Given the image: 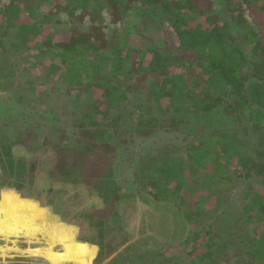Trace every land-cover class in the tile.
Wrapping results in <instances>:
<instances>
[{
	"label": "trees",
	"instance_id": "1",
	"mask_svg": "<svg viewBox=\"0 0 264 264\" xmlns=\"http://www.w3.org/2000/svg\"><path fill=\"white\" fill-rule=\"evenodd\" d=\"M92 1L8 0L0 10L6 24L0 38L12 47L24 44L26 54L34 51V66L49 80L78 84L94 98L88 107L77 102L72 135H49L57 149L59 140H67L68 154H52V166L44 169L51 184L46 194L69 193L70 187L80 190L70 201L93 197L77 204L81 209L68 222L79 226L81 242L99 247L98 258L113 255L108 264H178L162 253L183 244L184 254L217 264L216 254L231 246L223 229L240 223L243 238L250 222L258 225L249 227L256 230L240 247L243 260L237 263L264 264V33L246 18L249 13L264 24V0ZM77 9L90 22L63 28L58 15L73 22ZM102 9L109 17L106 32ZM40 11L46 20L36 19ZM158 15L167 17L170 30L159 27ZM7 59L0 56V66ZM57 59L59 70L52 68ZM10 71L11 65L0 77ZM122 123L139 137L175 135L183 142L180 148L162 145L140 161L129 192L114 178L110 144ZM11 130L0 128V189L25 196L21 177L11 180L23 160L14 158L12 148L21 141L35 145L30 136L36 131ZM74 152L79 158H72ZM251 177L255 182L243 186L242 204L233 200L240 218L222 219L219 208ZM18 197L5 193L1 201L23 205ZM136 202L151 211L153 230L146 223L137 224L136 234L127 230Z\"/></svg>",
	"mask_w": 264,
	"mask_h": 264
},
{
	"label": "rangeland",
	"instance_id": "2",
	"mask_svg": "<svg viewBox=\"0 0 264 264\" xmlns=\"http://www.w3.org/2000/svg\"><path fill=\"white\" fill-rule=\"evenodd\" d=\"M92 2L93 5H98L96 0ZM100 2H103V0H100ZM7 3L8 0H0V10H4ZM216 7L218 6L216 5ZM157 12L159 11L157 10ZM44 15L45 12L40 11L36 15V19L43 18ZM226 15L227 14H225V16ZM58 16H60L62 21V27L67 30L71 28L73 23L81 24L82 20L86 21L85 24L90 22L89 17L80 9L75 11L74 16L76 17V20L73 22L71 19L69 20L66 14L62 13ZM158 16L159 27L164 30H170V23L168 22L167 17L164 15ZM222 16L224 17L223 14ZM246 16L247 20L252 25L256 26V29L259 28L260 31L264 33V24L260 23L258 25L253 22L252 16L251 14L249 15V13ZM46 18L47 17L45 16L44 19L46 20ZM101 18L104 20V28L106 32L108 24L107 20L109 17L105 9H102ZM198 19H200V16L197 17V22H202V20L199 21ZM82 25H84V23H82ZM5 28L6 24L4 23V19L0 18V30ZM150 40L151 39H149V41ZM145 41L149 42L148 39ZM154 41H157V39ZM24 47V44H21L19 48L12 47L10 40L0 38V56L8 58L6 64L0 66V74L3 71L8 72L10 65L13 69V73L10 71L6 76L0 77V128L12 129L11 131L14 129L24 130L32 128L36 133L31 131L33 135L30 136V139L35 145H30L31 142L26 144L21 141V144L13 146L12 153L14 158H23V160H18L19 162H17V167L15 166L11 180H13L14 174L19 175L21 177L20 180L24 182V184H27L28 188L21 190L25 196L12 188L0 189V204L19 207L17 201H1V198L5 193L17 195L19 196L18 198L24 202L23 205L28 206L31 217L29 218L30 222L27 223L29 224L28 228L24 224L23 226L25 228L19 226L20 229H23L20 231V234H11L10 239L15 241V243L5 241L2 239L3 237L0 236V245L7 244L10 247L15 245L21 250H26L30 247L34 248L37 247V245L32 244V242L42 239L45 240V238L47 239L49 236V230L56 235L58 239L59 237L65 239L62 234H67L69 239L81 242L79 240V226L76 224H70L68 221L76 212L80 211V205L76 206L77 204H80V202L88 204L94 200L93 197L89 198L86 197L85 194H81L84 196L83 198H74L70 201L68 200L69 195L75 194V192H77V194L80 193L79 189L72 190L70 187H68L69 193L63 194L61 192L58 195L48 196L46 190L51 184L49 183L50 181L48 180L44 169L47 170L52 166V154H58L61 158H64V156H67L66 154H68L67 140H59V146L57 149L53 145L52 140L50 141L51 136L49 135H60V131L72 135L71 133H74L76 128L74 126L77 124L73 121L75 116L78 117L76 110V106H78L77 102H81L83 107H88L92 104L94 98L91 93L86 91L83 92V89H81V86L78 84L69 87L57 79L49 80L42 70L40 71L34 66L37 61L34 51L33 53L26 54V49ZM45 60H41V66H44L46 63ZM56 62L58 65H52V68L54 67L56 70L61 69V66H59L61 61L57 59ZM27 76L30 77V80ZM140 79L141 77L138 80ZM141 82H143V80ZM21 87H28L29 90H25L24 93L20 94L18 90ZM123 126L124 124L122 123L119 133L114 136V140H111L112 142L110 144L114 146L113 158L116 160L114 164V178L125 191L129 192L135 189V184L132 181L133 174L134 171L137 170L140 161L147 160V158H149V153L156 154L158 149L162 148V145L170 144L174 147L180 148L183 145V142L175 138V135H170L164 140L155 138V134L146 138L139 137L133 135L126 124L124 127ZM27 133L29 134L30 132ZM23 136H25V133ZM73 154L75 157L72 158H79L77 152H74ZM70 155L71 153L68 156ZM24 161L26 164L25 166L23 164ZM3 176L4 174L0 170V182H3ZM254 182L255 178L251 177L249 180H242L237 184L234 191L236 193L229 196L228 201L231 199L230 204L223 206V208H219V216H221L222 219H225V217L235 219L240 218L238 215V207L239 204H242L244 201L243 186L247 183L253 184ZM63 188L64 190H67L66 186ZM244 197L246 199L245 202L247 203L249 196H246V192ZM18 198L16 199L19 200ZM233 200L239 202V204H235ZM134 209L135 212L131 215L130 226L127 230L131 232V234H136L137 224H139L140 227V224L144 225V223L146 224L143 227H148V229L153 230L154 224L152 223L150 225L147 222L149 221L148 217L151 213V211H147L149 208L142 205V203L137 204L136 202ZM142 218L144 220L143 223L141 221ZM252 224L255 226L258 225L256 222L246 223L245 225L248 226V231L244 232L243 238L238 237L240 231L237 230V228L243 227L240 223L231 224L223 229L222 237L225 241H229V243L225 245L229 244L231 246L227 247L224 253L220 251V254H216L215 261H218L217 264H241L240 262L237 263V260H243L240 257V252L242 251L240 247H242V244L246 240L249 241L250 238H252V234H254L256 230L255 228L249 230V227ZM157 229L159 230V228ZM81 243H84L89 247V255L85 259V262H70L68 264H108V261L113 256L100 259L98 258L99 247L97 245L85 242ZM151 245L154 244L152 243ZM152 247L154 246H151V248ZM184 247L185 244L177 249V252L162 253V255L168 260L177 261L178 264H207L206 258H204V260H198L195 255L184 254ZM55 249L60 250L61 246H56ZM181 252L183 254H181ZM60 263L65 264L61 261ZM0 264H55V262L49 259L30 257L25 253L11 252L5 258L0 257Z\"/></svg>",
	"mask_w": 264,
	"mask_h": 264
},
{
	"label": "bare ground",
	"instance_id": "3",
	"mask_svg": "<svg viewBox=\"0 0 264 264\" xmlns=\"http://www.w3.org/2000/svg\"><path fill=\"white\" fill-rule=\"evenodd\" d=\"M30 217L31 214L28 206L19 205V207H16L14 205L0 204V236L3 237L2 239L5 241H10L11 243H15V241L10 239L11 234H20V231L23 229H20L19 226H23L24 224L28 228L29 224L27 223L30 222ZM48 232L49 236L47 239H42L43 241H33L32 244H36L37 247H30L26 250H21L15 245L10 247L7 244L2 243L3 245H0V257L5 258L9 255V253L14 252L25 253L30 257L49 259L55 262V264H61L60 261L64 262L65 264L70 262L78 263L79 261L85 262V259L89 255L88 245L69 239L67 234H62L65 239L61 237L58 239V237L51 233L50 230ZM56 246H61V249L56 250Z\"/></svg>",
	"mask_w": 264,
	"mask_h": 264
},
{
	"label": "crops",
	"instance_id": "4",
	"mask_svg": "<svg viewBox=\"0 0 264 264\" xmlns=\"http://www.w3.org/2000/svg\"><path fill=\"white\" fill-rule=\"evenodd\" d=\"M10 194H12V193H10Z\"/></svg>",
	"mask_w": 264,
	"mask_h": 264
}]
</instances>
